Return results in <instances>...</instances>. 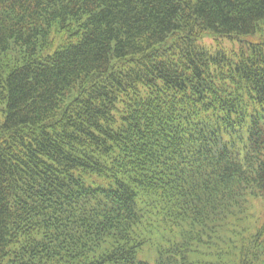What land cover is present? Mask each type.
Listing matches in <instances>:
<instances>
[{
    "label": "trees",
    "instance_id": "obj_1",
    "mask_svg": "<svg viewBox=\"0 0 264 264\" xmlns=\"http://www.w3.org/2000/svg\"><path fill=\"white\" fill-rule=\"evenodd\" d=\"M253 199L264 0H0V264H264Z\"/></svg>",
    "mask_w": 264,
    "mask_h": 264
},
{
    "label": "rangeland",
    "instance_id": "obj_2",
    "mask_svg": "<svg viewBox=\"0 0 264 264\" xmlns=\"http://www.w3.org/2000/svg\"><path fill=\"white\" fill-rule=\"evenodd\" d=\"M249 208V219L243 222L244 225L248 226V232L255 229L257 225L260 226L264 221V202L259 199H253L249 203ZM138 258L143 260L154 259L155 252L153 249L148 250L145 247L143 252L138 254Z\"/></svg>",
    "mask_w": 264,
    "mask_h": 264
}]
</instances>
